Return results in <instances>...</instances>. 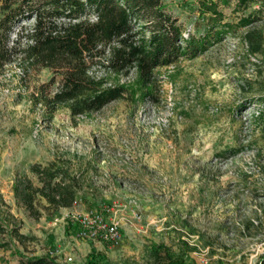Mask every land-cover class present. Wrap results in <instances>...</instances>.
<instances>
[{"label": "rangeland", "instance_id": "1", "mask_svg": "<svg viewBox=\"0 0 264 264\" xmlns=\"http://www.w3.org/2000/svg\"><path fill=\"white\" fill-rule=\"evenodd\" d=\"M162 1L184 40L209 31L211 39L196 57L156 68L154 104L136 97L50 115L32 94L51 69L0 66V264L40 255L86 264L91 252L96 264H153L155 248L185 264H264V41L254 51L245 37L264 36V0H220L222 21L210 26L202 0ZM249 15L255 21L241 26ZM224 23L233 28L215 36ZM97 73L135 81L132 72ZM52 161L82 184L78 205L118 223L115 244L79 239L65 209L47 215L39 204L35 219L18 202L16 180H36L31 164Z\"/></svg>", "mask_w": 264, "mask_h": 264}, {"label": "trees", "instance_id": "2", "mask_svg": "<svg viewBox=\"0 0 264 264\" xmlns=\"http://www.w3.org/2000/svg\"><path fill=\"white\" fill-rule=\"evenodd\" d=\"M219 5L220 0L201 1V13L210 15L208 26L222 21ZM31 18L34 25L24 29L22 23ZM254 18L244 16L239 24L244 27ZM231 28L232 24L224 23L215 30V36L221 37ZM182 34L179 19L162 0H0V66L16 62L25 72L51 69L50 79L32 94L50 115L62 105L76 117L98 112L122 99L159 101L156 68L183 57H196L211 39L210 31L187 40ZM245 37L254 51L261 50L262 31L248 30ZM98 70L125 75L132 72L135 81L111 83L98 75ZM30 172L36 180L17 179L13 192L32 218L43 215L39 204L47 215H54L78 201L82 184L55 161L32 163ZM67 221L66 230L74 224L70 217ZM4 230L0 222V233ZM3 246L0 243V249ZM153 250V264H185L169 252ZM93 257L91 252L86 264H96ZM21 262L59 264L44 255Z\"/></svg>", "mask_w": 264, "mask_h": 264}, {"label": "built area", "instance_id": "3", "mask_svg": "<svg viewBox=\"0 0 264 264\" xmlns=\"http://www.w3.org/2000/svg\"><path fill=\"white\" fill-rule=\"evenodd\" d=\"M73 205H78V201H74ZM70 216L78 223L79 239L101 241L111 246L121 238L118 223L100 211L79 212ZM67 259L72 261L73 257L68 256Z\"/></svg>", "mask_w": 264, "mask_h": 264}, {"label": "crops", "instance_id": "4", "mask_svg": "<svg viewBox=\"0 0 264 264\" xmlns=\"http://www.w3.org/2000/svg\"><path fill=\"white\" fill-rule=\"evenodd\" d=\"M65 209V213H67L68 215L69 214H76V213H79V212H87L89 211L88 208L86 206H81L80 204L79 205H72L71 207H64ZM62 209V210H64ZM81 243H84V242H75V244L78 246L80 245Z\"/></svg>", "mask_w": 264, "mask_h": 264}]
</instances>
